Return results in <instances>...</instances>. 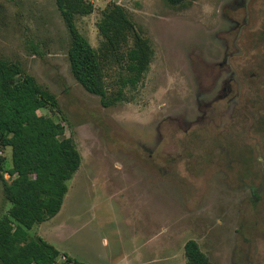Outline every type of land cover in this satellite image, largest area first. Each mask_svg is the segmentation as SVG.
<instances>
[{
	"label": "rangeland",
	"instance_id": "rangeland-1",
	"mask_svg": "<svg viewBox=\"0 0 264 264\" xmlns=\"http://www.w3.org/2000/svg\"><path fill=\"white\" fill-rule=\"evenodd\" d=\"M90 2L76 24L94 48L116 2L154 49L133 102L103 107L74 79L55 0H0V59L56 96L82 157L60 211L29 235L59 249L56 264H186L189 240L212 264H264V0ZM119 72L106 64L110 89ZM9 207L0 180V216Z\"/></svg>",
	"mask_w": 264,
	"mask_h": 264
},
{
	"label": "trees",
	"instance_id": "trees-1",
	"mask_svg": "<svg viewBox=\"0 0 264 264\" xmlns=\"http://www.w3.org/2000/svg\"><path fill=\"white\" fill-rule=\"evenodd\" d=\"M195 0H163L185 8ZM69 34L67 57L74 79L97 95L103 107L136 100L154 58L150 41L135 27L128 10L113 2L103 11L97 30L103 41L94 48L79 31L76 19L91 13L90 0H55ZM27 51L43 56L41 43L28 40ZM119 67L113 89L104 68ZM48 109L51 115L38 114ZM56 96L27 73L19 62L0 59V151L11 150V166L4 169L0 154L2 194L10 203L0 216V264H56L59 249L29 230L60 211L68 182L78 170L81 154L75 141L65 137L57 117ZM56 115V116H55ZM4 172L9 180L4 178ZM186 264H212L194 240L186 242ZM67 263L84 264L68 257Z\"/></svg>",
	"mask_w": 264,
	"mask_h": 264
}]
</instances>
